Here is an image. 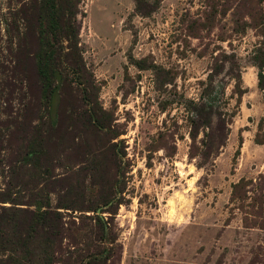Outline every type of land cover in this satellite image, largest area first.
<instances>
[{
  "label": "rangeland",
  "instance_id": "rangeland-1",
  "mask_svg": "<svg viewBox=\"0 0 264 264\" xmlns=\"http://www.w3.org/2000/svg\"><path fill=\"white\" fill-rule=\"evenodd\" d=\"M37 2L0 0V192L52 208L110 199L105 264H264L263 0H78L105 129L88 123L74 84L60 89L56 122L47 117ZM61 212L74 258L90 222L76 230L80 213Z\"/></svg>",
  "mask_w": 264,
  "mask_h": 264
},
{
  "label": "trees",
  "instance_id": "trees-1",
  "mask_svg": "<svg viewBox=\"0 0 264 264\" xmlns=\"http://www.w3.org/2000/svg\"><path fill=\"white\" fill-rule=\"evenodd\" d=\"M77 5L78 0H38L36 4L38 49L34 58L42 101L47 117L54 124L60 89L65 83L74 84L80 89L81 99L87 107L88 123L97 129H105L97 110L98 87L83 62L78 46ZM256 28L260 29L264 47V12L260 13ZM263 79L262 72H259L258 85L264 91ZM99 111L103 113L100 108ZM263 122L264 118L259 123L260 129ZM255 141L264 144L258 134ZM238 154L239 151H236L235 155ZM28 157L30 162L37 161L34 146ZM20 195L10 191L0 192V264H64L70 259L74 264H105L109 260L111 249L105 255V245H113L116 241L111 219L116 213L113 208L105 210L101 207L107 205L110 199L102 200L94 207L76 208L58 203L52 208L47 198L30 205L21 204ZM69 209L80 213V217L71 216V226H76V219L81 222L82 228L90 225V237L74 258L64 247L66 238L74 237L70 221L61 212ZM86 212L92 215H86ZM104 213H110V217L103 216ZM76 249L78 247L73 250Z\"/></svg>",
  "mask_w": 264,
  "mask_h": 264
}]
</instances>
